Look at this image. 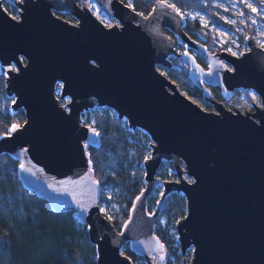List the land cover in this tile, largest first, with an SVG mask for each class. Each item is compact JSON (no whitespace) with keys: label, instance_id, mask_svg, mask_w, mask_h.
I'll return each instance as SVG.
<instances>
[{"label":"water","instance_id":"water-1","mask_svg":"<svg viewBox=\"0 0 264 264\" xmlns=\"http://www.w3.org/2000/svg\"><path fill=\"white\" fill-rule=\"evenodd\" d=\"M10 1L17 17L0 0V65L8 108L21 109L24 119L0 135V154L19 161L25 189L86 225L96 264H134L122 251L127 242L147 264L154 254L160 262L155 220L171 191L185 199L175 229L180 253L191 248L192 255L182 264H264V48L251 34L247 48L232 54L190 37L185 16L167 0H150L147 13L122 0H92L115 20L110 25L93 14L89 0ZM178 43L185 45L181 52ZM172 55L188 65V79L215 110L159 71L177 66ZM209 85L225 96L252 89L260 105L228 108ZM94 107L113 109L150 138L143 186L119 230L101 212L91 175L88 146H97L100 135L81 113ZM162 161L171 162L175 178L157 176Z\"/></svg>","mask_w":264,"mask_h":264},{"label":"trees","instance_id":"trees-1","mask_svg":"<svg viewBox=\"0 0 264 264\" xmlns=\"http://www.w3.org/2000/svg\"><path fill=\"white\" fill-rule=\"evenodd\" d=\"M122 1L130 3L134 9L143 13L149 12L152 6L150 0ZM167 1L183 14L187 10L201 11L208 16L210 22L233 30L230 23L213 11L219 9L213 3L214 0ZM237 2L243 13L248 14L244 4L240 0ZM2 3L8 12L10 7L15 10L10 0H2ZM245 29L247 32L245 35L238 33L242 39L250 34L249 32H253L252 26H245ZM184 30L190 37L202 41L209 50H218L214 32L210 28L203 30V26L196 19L185 17ZM182 47L183 44H177V48ZM170 59L177 66L165 67L168 74L179 79L190 94L201 98L199 88L187 77L188 66L180 62L176 55H172ZM197 61L205 66L203 59ZM235 90L234 94L247 91L242 88ZM211 92L213 96L221 99L225 96L220 92L218 85L212 87ZM230 98L238 101L237 96ZM10 102L11 99L4 91V67L0 65V135L6 133L11 126L20 124L24 119L21 109L14 112L9 110ZM64 102L61 100V103ZM83 114L92 116L93 122L87 124L96 129L100 135L97 146H88L91 175L100 186L99 203L107 200L102 190V185L107 182L121 186L124 191L122 198L116 200V213L114 218L110 219L119 230L129 215L134 197L143 186L141 162L145 157L147 146L139 140L141 135L146 139L148 137L139 128L131 129L127 124H121V120L111 115L107 107H94L82 112L81 116ZM129 148H133L134 152L133 157L127 161ZM18 166L19 161L16 158L6 153L0 154V264H96L95 246L88 239L86 225L71 211L52 210L46 200L25 189L17 177ZM157 175H174L171 162L162 161ZM167 197L166 207L162 206L161 209L166 213L172 211L174 216L180 211L183 214L184 196L179 192L171 191ZM157 198L158 196L155 195L148 198V211L153 209ZM154 233L163 243L165 251V243L169 240L166 237V230L155 227ZM122 251L133 262L142 258L130 249L128 242L123 246ZM168 251L169 255H174L175 261L180 260L174 250L169 248ZM166 264H172V261L166 260Z\"/></svg>","mask_w":264,"mask_h":264},{"label":"rangeland","instance_id":"rangeland-1","mask_svg":"<svg viewBox=\"0 0 264 264\" xmlns=\"http://www.w3.org/2000/svg\"><path fill=\"white\" fill-rule=\"evenodd\" d=\"M240 1L248 9V14L245 15L243 13V10L239 6L237 0H214L213 1V3L216 4V6L219 8V9H213V11L216 12V14H218L221 19L230 23L233 26V30L221 27L219 25L214 24L213 22H210L208 16L204 12H201V11L187 10L184 12V14L182 12L181 13L185 17L196 19L198 23L203 26V30H205V28H210L214 32L215 39L219 47L218 50L225 49L231 52L232 54H239L241 51L245 50L247 48V45L244 39L240 38V36L238 35V33H241L244 35L247 33L245 26L253 27V32H249V33L251 34L256 44L264 48V0H240ZM86 5L93 12V14L99 20H101V22L104 23L105 25H110L111 23L115 22L114 19L107 17V15L98 7V5L94 1L89 0L86 3ZM8 9L10 10L9 11L10 14L17 17L16 8L15 10L12 9L11 7ZM63 17L69 19L70 21H74V19L69 17L67 14L63 15ZM247 19H248V22H246ZM177 52H181V49L177 48ZM180 62H182L181 59H180ZM157 67L159 71H161L163 74H165L169 79H171L175 83L179 91H181L191 100H193L194 102H196L197 104H199L201 107H203L206 110H215L213 104L209 103V105H206L204 104V101L200 97H196L190 94L189 91L184 87L183 83L180 82L179 79L168 74L164 66H157ZM57 89H58V84H57ZM244 90H247L246 93L245 92H238L237 94L233 93L232 96H235V97L237 96L236 99L238 101H233L230 98V103L227 102V100H223L217 96H213V97H215L217 100L222 101V103L228 108H231L232 106H234L240 110H243V109L251 110L252 104L260 105L259 97L255 91H253L252 89H244ZM66 99L67 98H63L62 100L65 101ZM108 109L111 115L116 116V113L113 109L111 108H108ZM81 119H82V122H85V123L93 122V118L89 114L87 116L83 114L81 116ZM120 120H121V124L123 125L127 124L125 118H121ZM140 130L143 131L142 129ZM146 135L148 139H146L144 135L143 136L141 135L140 136L141 139L139 140V142L144 143L147 146V148H145V156H148L149 151H150V147H149L150 138L147 133ZM133 152H134L133 148H129V152L127 153V161L133 157ZM141 165H142V162H141ZM157 176H159L160 178H164V179L175 178V175H157ZM102 190L105 196L107 197V200L101 201L99 203L100 210L109 219H113L116 213V209H117L116 200L122 198L124 191L122 190L121 186L115 183H112V182H107L103 184ZM161 191H162V184H159L155 188L154 195L156 197L159 196ZM168 194L169 193L165 195V202L163 205L164 208L166 207ZM182 208H183V214L180 211L175 216L173 215L174 213L172 211L170 213H166L165 211L161 209L160 214L156 218L155 227L166 230V233H167L166 237H168L169 240L165 243V251L162 252L163 257L161 261L159 262L157 258V254H154L151 257L152 264H166V260L172 261V264H182L185 261H188L190 259L192 255L191 248H187L183 254L180 253L178 239H177V232L175 229L176 220L182 217L185 213V209H186L185 205ZM169 248L171 250H174L175 254L179 255L180 257L179 261H175L174 255L172 254L169 255V251H168ZM134 264H147V263L143 258H141V259H137L134 262Z\"/></svg>","mask_w":264,"mask_h":264},{"label":"flooded vegetation","instance_id":"flooded-vegetation-1","mask_svg":"<svg viewBox=\"0 0 264 264\" xmlns=\"http://www.w3.org/2000/svg\"><path fill=\"white\" fill-rule=\"evenodd\" d=\"M181 44H183V47L182 48H180L181 49V51H183L184 49H185V45H184V43H181ZM178 57V56H177ZM179 58V57H178ZM201 57H199V56H197L196 55V60L197 59H200ZM180 59V58H179ZM202 59V58H201ZM185 64V63H184ZM187 65V64H186ZM188 66V65H187ZM203 66V65H202ZM204 68H206L207 67V64L205 63V66H203ZM188 69H189V67H188ZM188 71V70H187ZM215 85H209V88H210V90H211V88L212 87H214ZM236 92V90L234 91V93ZM211 94H212V92H211ZM213 96V95H212ZM230 97H232V95L231 96H223V100H227V102H229L230 103ZM202 99V98H201ZM203 100V99H202ZM204 101V100H203ZM204 104H206V105H209V102H205L204 101Z\"/></svg>","mask_w":264,"mask_h":264},{"label":"snow or ice","instance_id":"snow-or-ice-1","mask_svg":"<svg viewBox=\"0 0 264 264\" xmlns=\"http://www.w3.org/2000/svg\"><path fill=\"white\" fill-rule=\"evenodd\" d=\"M255 10V9H254ZM15 129V126H13V130Z\"/></svg>","mask_w":264,"mask_h":264}]
</instances>
